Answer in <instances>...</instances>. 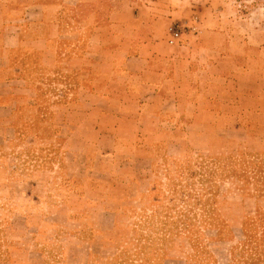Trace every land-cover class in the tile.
<instances>
[{"label":"rangeland","instance_id":"rangeland-1","mask_svg":"<svg viewBox=\"0 0 264 264\" xmlns=\"http://www.w3.org/2000/svg\"><path fill=\"white\" fill-rule=\"evenodd\" d=\"M26 5L55 12L68 39L54 47L53 69L18 47L0 68V82L13 84L0 88V264H264L262 116L237 111L235 122L212 126L208 114L189 112L170 133L118 142L116 153L93 142L94 115L83 126L84 80L65 65L89 53L93 28L104 27L108 47L113 28L107 13L90 15L96 9L122 10V36L148 37L162 19L186 33L183 21L197 19L237 56L244 40L264 43V0H0L1 41L4 21ZM244 90L234 88L241 104ZM87 129L89 141L72 140Z\"/></svg>","mask_w":264,"mask_h":264},{"label":"crops","instance_id":"crops-1","mask_svg":"<svg viewBox=\"0 0 264 264\" xmlns=\"http://www.w3.org/2000/svg\"><path fill=\"white\" fill-rule=\"evenodd\" d=\"M49 9L26 5L11 12L12 15L4 21L5 29L10 28V31L4 40H0V68L6 62V53L16 47L38 52L40 66L54 68V47L65 36L68 39V32L66 35L61 33L55 12L49 16ZM106 13L113 28L108 33V47H104L106 44L99 33L104 27L98 26L85 37L84 47L89 53H84L80 59L68 56L65 63L67 74L84 80L77 90V94L83 96L77 109L81 111L83 126L90 127L87 118L93 115L98 121L93 126V130L97 127L98 135L93 141L97 147L98 143L102 146L110 143L112 150L120 153L114 148L116 143L150 141L155 139L154 134H158L155 131L159 132V128L164 129L163 132L168 128L170 133L176 121L180 122L189 112L208 114L212 126L220 119L223 124L235 122L237 111L258 114L262 116L264 126L262 41H242L240 51H237L240 54L236 56L231 48L234 43L225 34L205 30L199 20L191 22V19L183 21L191 31L184 33L180 30L177 40L168 45V28L174 25V21H156L146 34L148 37L139 35L141 32L136 36H122L117 35L114 28L121 27L124 21L119 8L105 14L96 9L90 15L107 16ZM91 25L92 22L87 24ZM155 26L157 30H154ZM122 43L123 48H119ZM70 46L73 47L74 43ZM92 46L96 47L92 50L97 51L96 54L90 52ZM82 68H96V71L90 75L89 70L81 72ZM12 85L11 81L0 82L2 94L10 93ZM236 85L245 89L243 104L235 100ZM91 96L97 100L94 105L99 104V107L89 103ZM102 125H110L111 129L101 130L99 126ZM88 131L72 140L89 141L85 136Z\"/></svg>","mask_w":264,"mask_h":264},{"label":"built area","instance_id":"built-area-1","mask_svg":"<svg viewBox=\"0 0 264 264\" xmlns=\"http://www.w3.org/2000/svg\"><path fill=\"white\" fill-rule=\"evenodd\" d=\"M168 34H169V39L167 41L168 45H172L178 38L179 36V29L177 27H169L168 28Z\"/></svg>","mask_w":264,"mask_h":264}]
</instances>
